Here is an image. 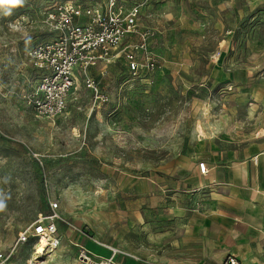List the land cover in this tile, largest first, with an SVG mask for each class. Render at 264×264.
I'll return each mask as SVG.
<instances>
[{"label": "rangeland", "instance_id": "rangeland-1", "mask_svg": "<svg viewBox=\"0 0 264 264\" xmlns=\"http://www.w3.org/2000/svg\"><path fill=\"white\" fill-rule=\"evenodd\" d=\"M58 1L68 0L0 5V264H83L75 244L111 255L91 238L128 255L119 264H164L167 248L193 249L165 208L202 211L179 185L196 173L199 149L253 132L264 115V0H118L155 32L156 70L98 66L92 74L109 102L94 107L82 84L71 113L47 120L25 104L38 77L28 52L53 38L46 15ZM49 199L75 229L63 225L59 248L36 253L17 239L50 212ZM170 230L174 244L157 239Z\"/></svg>", "mask_w": 264, "mask_h": 264}, {"label": "built area", "instance_id": "built-area-1", "mask_svg": "<svg viewBox=\"0 0 264 264\" xmlns=\"http://www.w3.org/2000/svg\"><path fill=\"white\" fill-rule=\"evenodd\" d=\"M139 18L138 9L124 11L118 0H109L104 5L72 0L55 3L46 15L53 38L35 45L28 52V59L38 77L28 95L24 96L26 106L40 118L58 120L71 113L72 102L82 84L92 92L94 107L101 108L109 102L108 95L99 89L96 76L92 74L98 66L108 68L125 60L135 75L144 70L148 74L154 72L156 62L149 41L156 34L151 29L143 31L139 27ZM139 53L146 57L144 63L139 61ZM198 169L202 175L209 173L204 162L198 164ZM48 203L50 212L40 215L18 235V245L32 241L37 253L45 241L44 253L54 252L60 246L63 225L68 226V230L75 229L59 213L58 203L50 199ZM91 240L109 250L111 255L100 258L85 246L75 244L83 264H119L118 257H128L95 238ZM2 259L4 255L0 254ZM222 264L241 263L235 256H228Z\"/></svg>", "mask_w": 264, "mask_h": 264}, {"label": "crops", "instance_id": "crops-1", "mask_svg": "<svg viewBox=\"0 0 264 264\" xmlns=\"http://www.w3.org/2000/svg\"><path fill=\"white\" fill-rule=\"evenodd\" d=\"M260 98L264 104V95ZM256 127L243 137L223 136L199 149V161L206 163L209 173L202 175L197 169L179 185L193 189L189 193L202 202V211L183 205L165 208L166 222L177 218L193 249L172 253L167 248L164 264H204L207 259L221 263L231 255L241 264H264V136H260L264 115ZM157 239L167 244L177 241L171 230Z\"/></svg>", "mask_w": 264, "mask_h": 264}, {"label": "clouds", "instance_id": "clouds-1", "mask_svg": "<svg viewBox=\"0 0 264 264\" xmlns=\"http://www.w3.org/2000/svg\"><path fill=\"white\" fill-rule=\"evenodd\" d=\"M22 3L23 0H0V5L17 6V5H21Z\"/></svg>", "mask_w": 264, "mask_h": 264}, {"label": "bare ground", "instance_id": "bare-ground-1", "mask_svg": "<svg viewBox=\"0 0 264 264\" xmlns=\"http://www.w3.org/2000/svg\"><path fill=\"white\" fill-rule=\"evenodd\" d=\"M44 247H45V241H42V244L38 247L39 251L40 252L44 251Z\"/></svg>", "mask_w": 264, "mask_h": 264}]
</instances>
